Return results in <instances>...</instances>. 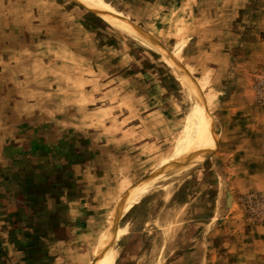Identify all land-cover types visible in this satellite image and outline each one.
I'll use <instances>...</instances> for the list:
<instances>
[{
  "label": "rangeland",
  "instance_id": "obj_1",
  "mask_svg": "<svg viewBox=\"0 0 264 264\" xmlns=\"http://www.w3.org/2000/svg\"><path fill=\"white\" fill-rule=\"evenodd\" d=\"M105 1L203 82L210 128L201 159L120 215L105 263L166 238L163 264H264V22L247 18L264 0ZM127 35L99 0H0V264H89L171 153L192 100ZM75 61L102 76L67 93Z\"/></svg>",
  "mask_w": 264,
  "mask_h": 264
},
{
  "label": "bare ground",
  "instance_id": "obj_2",
  "mask_svg": "<svg viewBox=\"0 0 264 264\" xmlns=\"http://www.w3.org/2000/svg\"><path fill=\"white\" fill-rule=\"evenodd\" d=\"M99 4L106 11V13L109 14L114 24L121 26L126 31V34L162 54L163 58L167 60L170 66L175 70L177 79L181 85L187 87V94H189L192 104L189 106L190 108L185 115V130L172 154L166 159L158 162L150 170V172L144 178H141L138 184L116 204L115 208L112 210V214L109 220H107L108 226L99 236V245L90 264H106V246L111 242L115 232L119 229L118 228L115 231L114 226L117 219L124 211H126L134 202L138 201L141 197L152 191L155 187L162 186L166 181L171 179H176V173L180 172V170L188 168L198 159L203 146L206 144L204 126L208 116L200 103L198 96L186 85L183 77L173 65L167 52L160 42L157 41L158 39L156 40L152 37L148 31L137 25L135 21L133 22L123 16L120 11H117L105 0H99ZM179 208L180 205H178V207H174L177 212L180 211ZM170 229L171 227L167 228L166 232H170ZM167 245L166 238H161L159 242H157V240L151 241L149 247L142 252L143 255H140L138 264H163L165 258L167 257L166 253L170 252ZM165 255L166 257L164 258Z\"/></svg>",
  "mask_w": 264,
  "mask_h": 264
},
{
  "label": "crops",
  "instance_id": "obj_3",
  "mask_svg": "<svg viewBox=\"0 0 264 264\" xmlns=\"http://www.w3.org/2000/svg\"><path fill=\"white\" fill-rule=\"evenodd\" d=\"M77 1V0H76ZM235 15H237L238 17H239V12H236V14ZM250 16H247V18H250V19H262L263 20V22H264V11L263 12H261V13H259L258 11H256V13H254V14H249ZM261 29H264V23L262 24V28ZM65 47V46H64ZM65 48H67V47H65ZM163 48H164V46H163ZM165 49V51L167 52V54H168V56L170 57V59H171V61H172V63H173V65L175 66V68L177 69V71L180 73V75L183 77V79H184V81H185V83H186V85L193 91V92H195V94L198 96V98H199V101H200V103L202 104V106H203V108H204V110L206 111L207 109H206V102L204 101V99H203V97H202V94H201V91H200V89H201V87H202V83L203 82H196L193 78H192V76L190 75V73H189V71L186 69V68H184V67H181L175 60H177L178 61V57H177V52H170V51H168V50H166V48H164ZM175 60H174V59ZM166 62H167V60H166ZM179 62V61H178ZM180 63V62H179ZM73 68H74V71H73V73H71V72H68L67 71V73H65L64 75L65 76H63L62 78H61V82H63V83H67L68 85H69V87H68V89H67V93H68V91L69 92H73V90L74 89H72V87H71V84H72V82H75V85L73 86V87H77V88H79L78 89V91L80 90H82L81 88L83 87V84H88V83H92V82H98V80L101 78L100 77V75L102 74L101 72H97L94 68H92V67H88L87 65H80V63H78L77 61H75L74 62V64H73ZM90 70V71H89ZM52 74H53V72H52ZM55 77L57 76V75H54ZM58 76H62V75H58ZM102 76V75H101ZM198 83V84H197ZM114 88V87H113ZM75 92V91H74ZM206 113H207V111H206ZM207 115L209 116V114L207 113ZM208 116H207V119H208ZM208 121H206V124H205V126H204V137H205V141H207L208 140V138L206 137L207 135H210V128H209V125H208V123H207ZM185 124H186V121H184V124H183V127H182V129H181V131H180V133H179V135H178V137H177V139H176V142H175V144H174V147H173V149H172V151H171V153L170 154H168L167 156H165V157H163L161 160H164V159H166L169 155H171L172 154V152L175 150V148H176V145H177V143H178V141H179V139L181 138V135H182V133L184 132V130H185ZM210 140V139H209ZM211 141H212V133H211ZM203 155H204V153H202V155L200 156V158L199 159H201L202 157H203ZM198 159V160H199ZM160 160V161H161ZM198 160H196L195 162H197ZM159 161V162H160ZM140 180H138V182H139ZM138 182L137 183H135L134 185H132V186H130L128 189H127V191H126V193H125V195L132 189V188H134L137 184H138ZM125 195H123L122 197H121V199L125 196ZM121 199H119L118 200V202L121 200ZM117 202V203H118ZM116 203V204H117ZM116 204H115V206H116ZM115 206H114V208H115ZM113 208V209H114ZM101 234V233H100ZM100 236V235H99ZM99 236H98V239H97V243H96V246H95V248H94V251H93V253H94V256H95V253H96V249L98 248V245H99ZM94 256H93V258H94ZM93 260V259H92ZM92 260L90 261V263L92 262ZM89 263V264H90Z\"/></svg>",
  "mask_w": 264,
  "mask_h": 264
}]
</instances>
